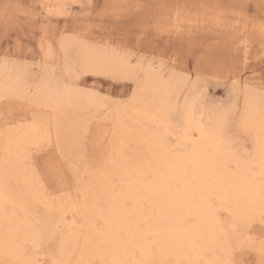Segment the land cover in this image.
<instances>
[{"label": "bare ground", "instance_id": "obj_1", "mask_svg": "<svg viewBox=\"0 0 264 264\" xmlns=\"http://www.w3.org/2000/svg\"><path fill=\"white\" fill-rule=\"evenodd\" d=\"M56 5L47 0V7ZM72 43L83 73H133L127 55L73 39L61 44ZM149 65L128 105L138 124L115 131L111 156L89 184L59 194L40 178L31 151L45 139L65 142V110L86 108L97 94L52 77L30 91L21 69L0 68V100L24 97L42 110L0 131V264H220L245 246L261 254L250 229L264 224V93L243 91L238 130L249 134L251 150L240 151L225 114L205 118L192 88L179 100L185 77L164 79ZM174 114L180 134L171 130ZM49 236L59 243L45 257L40 245Z\"/></svg>", "mask_w": 264, "mask_h": 264}, {"label": "rangeland", "instance_id": "obj_2", "mask_svg": "<svg viewBox=\"0 0 264 264\" xmlns=\"http://www.w3.org/2000/svg\"><path fill=\"white\" fill-rule=\"evenodd\" d=\"M46 3L0 0V68L21 69L30 80V91L38 80L52 77L57 84L97 94L86 108L65 110L61 121L65 142L57 146L45 139L31 151L33 166L53 194L89 184L110 158L116 132L125 123L138 124L128 105L149 64L164 79L173 73L185 77L179 100L195 90L191 94L196 110L205 111V118L225 114L226 131L239 144L236 148L241 151L245 145L251 150L249 134L238 130L237 121L244 92L264 93V0H57L52 7ZM67 39L127 55L133 73L126 78L83 73L76 44L62 47ZM28 102L24 97L0 100V131L42 113ZM117 105L120 108L114 109ZM179 125L174 114L171 130L180 134ZM53 156L61 161L59 177L47 169ZM250 233L258 245L264 239V224L255 222ZM58 243L59 236L44 237L40 252L45 257L55 254ZM260 255L245 246L234 249L231 259L258 264Z\"/></svg>", "mask_w": 264, "mask_h": 264}, {"label": "snow or ice", "instance_id": "obj_3", "mask_svg": "<svg viewBox=\"0 0 264 264\" xmlns=\"http://www.w3.org/2000/svg\"><path fill=\"white\" fill-rule=\"evenodd\" d=\"M60 165L61 161L57 157L53 156L47 163V169L54 177H59L61 175ZM262 212H264V204H262ZM259 248L261 255L264 256V239L259 241ZM143 264H147V262H143ZM220 264H242V262L236 261L235 259H225L221 261ZM261 264H264V259L261 260Z\"/></svg>", "mask_w": 264, "mask_h": 264}]
</instances>
